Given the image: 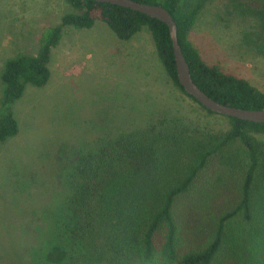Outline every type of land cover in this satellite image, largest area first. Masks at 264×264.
Listing matches in <instances>:
<instances>
[{
	"label": "trees",
	"instance_id": "1",
	"mask_svg": "<svg viewBox=\"0 0 264 264\" xmlns=\"http://www.w3.org/2000/svg\"><path fill=\"white\" fill-rule=\"evenodd\" d=\"M65 1L75 12L64 14L41 35L37 53H18L4 62L0 143L19 133L12 106L27 86L48 84L52 50L60 44L64 26L92 28L102 21L127 41L148 28L169 77L200 104L179 81L166 23L110 3ZM135 1L170 12L192 78L207 95L229 106L264 109V91L207 64L192 42L205 0ZM233 2L256 20L257 32L245 41L264 56V0ZM228 120V129L215 131L164 116L143 129L110 137L97 149H79L63 173L64 187L56 192L58 209L49 215L44 236L37 226L38 241L28 243L24 264H264V142L257 137L264 135V124ZM237 142V150L229 151ZM230 173L238 175L237 186L224 192L220 186ZM197 192L209 202L197 205L207 209L213 199L214 209L206 222L192 226L182 221L181 212L183 199Z\"/></svg>",
	"mask_w": 264,
	"mask_h": 264
},
{
	"label": "rangeland",
	"instance_id": "2",
	"mask_svg": "<svg viewBox=\"0 0 264 264\" xmlns=\"http://www.w3.org/2000/svg\"><path fill=\"white\" fill-rule=\"evenodd\" d=\"M70 12L75 9L65 0H0V74L10 57L36 54L41 35ZM257 30L256 20L239 12L233 0H205L190 38L207 64L264 91V56L245 41ZM49 68L48 84L28 85L12 106L18 135L0 143V264H24L28 243L38 241L37 226L45 235L60 203L56 192L64 187L63 173L79 149H97L164 116L204 130L229 128L228 117L207 112L174 84L146 27L127 41L102 21L92 28L64 26ZM3 89L0 78V98ZM257 137L264 142L263 134ZM235 175L220 186L224 192L237 186ZM201 195L183 199L181 216L188 225L206 222L214 209L213 199L207 209L197 205L209 203Z\"/></svg>",
	"mask_w": 264,
	"mask_h": 264
},
{
	"label": "water",
	"instance_id": "3",
	"mask_svg": "<svg viewBox=\"0 0 264 264\" xmlns=\"http://www.w3.org/2000/svg\"><path fill=\"white\" fill-rule=\"evenodd\" d=\"M110 3L134 11L141 12L149 17L156 18L169 26L173 41L178 78L187 94L193 96L203 107L228 117H235L255 123L264 124V109H243L222 104L207 95L193 80L189 63L183 53L177 33V24L170 12L161 5L142 3L135 0H95Z\"/></svg>",
	"mask_w": 264,
	"mask_h": 264
},
{
	"label": "crops",
	"instance_id": "4",
	"mask_svg": "<svg viewBox=\"0 0 264 264\" xmlns=\"http://www.w3.org/2000/svg\"><path fill=\"white\" fill-rule=\"evenodd\" d=\"M32 55H35V54H32Z\"/></svg>",
	"mask_w": 264,
	"mask_h": 264
}]
</instances>
